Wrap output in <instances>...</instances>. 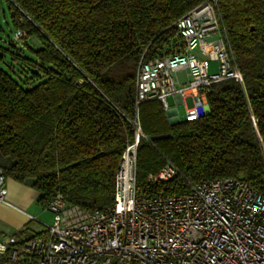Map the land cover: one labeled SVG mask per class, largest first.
Masks as SVG:
<instances>
[{
  "label": "trees",
  "instance_id": "1",
  "mask_svg": "<svg viewBox=\"0 0 264 264\" xmlns=\"http://www.w3.org/2000/svg\"><path fill=\"white\" fill-rule=\"evenodd\" d=\"M6 2L14 40L0 37V47L22 49L23 40L28 54L11 52L6 66L0 52V155L10 159L0 167L29 181L42 207L61 195L101 208L135 136L137 64L170 53L174 22L203 0ZM216 11L243 81L211 84L208 111L194 120L170 123L158 101L140 104V192L159 186L147 177L169 162L179 170L170 182L177 191L188 178L235 176L264 195V0H218Z\"/></svg>",
  "mask_w": 264,
  "mask_h": 264
},
{
  "label": "built area",
  "instance_id": "2",
  "mask_svg": "<svg viewBox=\"0 0 264 264\" xmlns=\"http://www.w3.org/2000/svg\"><path fill=\"white\" fill-rule=\"evenodd\" d=\"M218 0H203L174 22L171 52L140 58L135 73V136L122 152L112 201L95 209L67 202L61 195L43 207L52 223L37 234L18 229L0 233V264H264V195L235 177L188 178L183 190L171 184L179 170L167 162L147 177L150 192L136 184L137 146L143 135L141 103L158 101L169 110L178 96L185 119L208 111L211 84L242 82L217 14ZM24 33L17 32V38ZM211 38V41L208 39ZM211 61L218 70L209 71ZM185 71V80L178 72ZM192 98L189 105L184 98ZM173 117L179 120L176 106ZM6 175L0 167V202H6ZM32 220H36L31 216Z\"/></svg>",
  "mask_w": 264,
  "mask_h": 264
},
{
  "label": "crops",
  "instance_id": "3",
  "mask_svg": "<svg viewBox=\"0 0 264 264\" xmlns=\"http://www.w3.org/2000/svg\"><path fill=\"white\" fill-rule=\"evenodd\" d=\"M172 98L174 106L170 107L168 104L169 110L165 111L171 123L177 121V119L172 116L174 107L176 106L177 108L179 104H182L184 107V104L181 102L182 98L178 96H172ZM184 100L189 105L192 104L191 97L187 96ZM6 187V202H0V233H9L10 230L19 228L22 236L30 237L40 232L42 229L39 231L33 229V233L27 234L28 231L32 229L31 216H33L27 212V209L33 206L35 202L37 203L38 192L31 187L13 180L11 177L6 178Z\"/></svg>",
  "mask_w": 264,
  "mask_h": 264
},
{
  "label": "rangeland",
  "instance_id": "4",
  "mask_svg": "<svg viewBox=\"0 0 264 264\" xmlns=\"http://www.w3.org/2000/svg\"><path fill=\"white\" fill-rule=\"evenodd\" d=\"M8 22V23H6ZM0 26L1 29L3 31H0V37L4 40V41H8L13 39L14 40V29L11 25L10 22V14H9V9H8V5L6 0H0ZM27 39V38H26ZM30 40H28L29 42H31V44L34 47H38L40 46V43L35 39V38H29ZM212 39L209 38L208 41H211ZM18 43V46L23 45L22 49H18L16 47H12V45H7L6 43H4V46H8L9 48L7 49H3L0 47V52H2L4 54V61L6 62V66H10L12 65V59L14 58V55L11 52H15L18 54H22V55H27L28 54V50L26 48V45L24 44L23 40L20 41H16ZM1 40H0V44H1ZM1 46V45H0ZM169 54V53H168ZM167 55V54H166ZM22 67L20 68L22 70V72H26V73H30V68L27 65L22 64ZM218 70V63L216 61H211L210 65H209V71L210 72H215ZM178 77L180 78V80H185V71L181 70L178 72ZM27 81V80H26ZM168 104L170 105V107L174 106V101L172 96H169L167 98ZM177 110H178V114H179V119L183 120L185 119V112H184V107L182 104H179L177 106ZM168 121L171 123L170 118H167ZM8 162H10V159L8 157H4L2 155H0V166H6L8 165ZM9 177V176H8ZM6 176V178H8ZM13 179V178H12ZM15 180V179H13ZM19 182V181H17ZM22 183V182H19ZM23 185H26L28 187H31L33 190H35L29 183V181H26L24 183H22ZM43 207L38 204V203H34L33 206L29 207L27 209V212L30 213L31 215H33L36 220H31V227L32 229L28 231L27 234L33 233V229L36 231H39L43 228L42 224H46L49 225L52 223V213L48 212V211H44L42 209ZM17 229H12L9 231V233L18 230Z\"/></svg>",
  "mask_w": 264,
  "mask_h": 264
}]
</instances>
